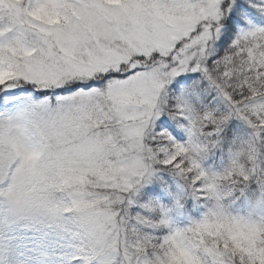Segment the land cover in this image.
Instances as JSON below:
<instances>
[{
  "label": "snow or ice",
  "instance_id": "1",
  "mask_svg": "<svg viewBox=\"0 0 264 264\" xmlns=\"http://www.w3.org/2000/svg\"><path fill=\"white\" fill-rule=\"evenodd\" d=\"M0 264H264V0H0Z\"/></svg>",
  "mask_w": 264,
  "mask_h": 264
}]
</instances>
